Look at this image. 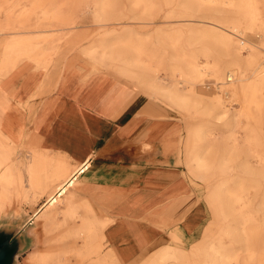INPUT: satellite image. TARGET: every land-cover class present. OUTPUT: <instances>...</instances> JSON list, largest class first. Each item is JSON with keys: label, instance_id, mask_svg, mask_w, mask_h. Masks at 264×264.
Masks as SVG:
<instances>
[{"label": "rangeland", "instance_id": "rangeland-1", "mask_svg": "<svg viewBox=\"0 0 264 264\" xmlns=\"http://www.w3.org/2000/svg\"><path fill=\"white\" fill-rule=\"evenodd\" d=\"M62 44L50 68L41 70L37 93L22 103L39 101L63 52L82 45L88 67L117 72L127 83L106 73L90 78L142 88L144 94L133 90L138 102L176 125L177 143L129 151L171 158L166 166L181 170L205 212L194 234L164 228L129 264H264V0H0V79L22 60L48 61ZM72 76L84 82L81 69ZM10 135L0 131V155L9 158L0 173V264H122L118 251L127 258L146 243L134 246L135 234L127 238L118 219L143 223L148 213L130 220L109 206L97 210L80 178L44 206L79 165L39 194L54 176L46 158L55 153L36 160L45 153L40 143L24 135L16 144Z\"/></svg>", "mask_w": 264, "mask_h": 264}, {"label": "crops", "instance_id": "crops-1", "mask_svg": "<svg viewBox=\"0 0 264 264\" xmlns=\"http://www.w3.org/2000/svg\"><path fill=\"white\" fill-rule=\"evenodd\" d=\"M63 45L54 50L48 61L45 57L22 60L0 79V107H3L0 131L12 134L16 144L23 141L24 135L26 141L40 143L45 153H38L36 160H44L43 154L55 153L54 157L46 158V163L55 166L52 173L56 177L46 179L39 194L49 193L61 180L63 171L78 163L73 173L56 187L57 198L60 188L80 178L83 194L92 199L97 210L109 206L114 216L130 220L139 212L148 213V222L126 223L128 220L118 219L126 229L127 238L131 235L129 232L135 234L137 240H129L134 246L140 247L147 239L127 258L118 251L122 264L134 261L158 241L164 228L182 237L194 234L203 223L205 212L181 170L166 166L172 159L163 152L158 156L153 152L129 151L177 143L176 125L167 120L166 113L150 103L138 102L134 91L144 94L142 88L135 86L128 90L100 76L90 78L95 72L106 73L126 82L112 70L87 67L88 60L79 48L82 45H78V48H68L78 49L77 54L67 56V49L63 52L62 67L56 65L49 71L43 82L42 98L32 102L30 107L22 103L25 95L37 93L42 71L50 68ZM77 68L83 71L84 82L80 83V77L73 78L72 72ZM16 82L19 85L13 86ZM18 90H22L19 94L23 95L15 98ZM128 156L132 160H128ZM151 160L154 161L149 162ZM34 179L32 176V182ZM118 223L115 230H110L112 237H117L118 233L113 231H117Z\"/></svg>", "mask_w": 264, "mask_h": 264}, {"label": "bare ground", "instance_id": "bare-ground-1", "mask_svg": "<svg viewBox=\"0 0 264 264\" xmlns=\"http://www.w3.org/2000/svg\"><path fill=\"white\" fill-rule=\"evenodd\" d=\"M91 63V62H90ZM89 64V63H88ZM87 64V67L89 66ZM86 66V65H85ZM229 80H230V77L228 78ZM0 109H3V107L1 106L0 107ZM12 137V140H14L13 139V135H11ZM7 139H9L10 141H11V139L10 138H7ZM14 143V142H13ZM8 164H9V158H8V156L7 155H0V173H3L4 172V170L7 168V167H9L8 166ZM88 165V164H87ZM86 166V165H85ZM84 170V167H82V168H80L79 169V171H83ZM73 185V180H70L69 181V184H68V186L67 187H64V188H61L60 190H59V195H57V196H59V197H61L62 195H64L65 193H66V191H67V189L69 188V187H71ZM57 202V197H50L47 201H46V204L44 205V206H46V205H49V206H52L54 203H56ZM3 264H8L7 263V261H4V263Z\"/></svg>", "mask_w": 264, "mask_h": 264}, {"label": "water", "instance_id": "water-1", "mask_svg": "<svg viewBox=\"0 0 264 264\" xmlns=\"http://www.w3.org/2000/svg\"><path fill=\"white\" fill-rule=\"evenodd\" d=\"M3 263H4V261L1 264H3Z\"/></svg>", "mask_w": 264, "mask_h": 264}]
</instances>
